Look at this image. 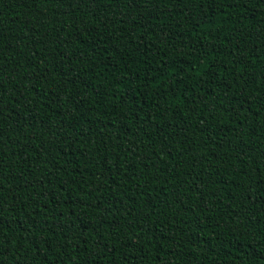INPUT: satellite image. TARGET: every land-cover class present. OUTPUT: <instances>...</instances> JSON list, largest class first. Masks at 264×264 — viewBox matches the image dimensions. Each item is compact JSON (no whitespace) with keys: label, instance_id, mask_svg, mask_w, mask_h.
<instances>
[{"label":"trees","instance_id":"1","mask_svg":"<svg viewBox=\"0 0 264 264\" xmlns=\"http://www.w3.org/2000/svg\"><path fill=\"white\" fill-rule=\"evenodd\" d=\"M0 264H264V0H0Z\"/></svg>","mask_w":264,"mask_h":264}]
</instances>
